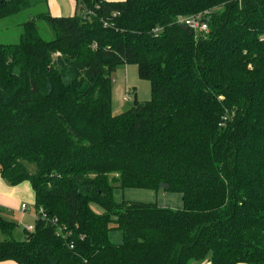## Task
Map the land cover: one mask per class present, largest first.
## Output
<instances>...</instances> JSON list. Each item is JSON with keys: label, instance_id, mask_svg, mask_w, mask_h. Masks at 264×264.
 <instances>
[{"label": "trees", "instance_id": "16d2710c", "mask_svg": "<svg viewBox=\"0 0 264 264\" xmlns=\"http://www.w3.org/2000/svg\"><path fill=\"white\" fill-rule=\"evenodd\" d=\"M77 1L0 42V174L45 209L18 240L0 207V262L264 264V0ZM43 3L0 0V21ZM204 12L208 31L180 22ZM130 63L152 97L114 114L112 74Z\"/></svg>", "mask_w": 264, "mask_h": 264}, {"label": "rangeland", "instance_id": "374dc122", "mask_svg": "<svg viewBox=\"0 0 264 264\" xmlns=\"http://www.w3.org/2000/svg\"><path fill=\"white\" fill-rule=\"evenodd\" d=\"M46 3H43L40 8H36L33 10H25L22 13L17 14L11 18H6L0 21V42L3 43H13L19 40L20 34L22 32V23L28 20L33 14L39 12V10H45ZM80 7L77 10V13L80 14ZM39 31L42 37L45 39L53 38V31L48 26L47 22L41 20L39 22ZM112 112L114 114L123 113L135 104V100L139 101H148L152 97V86L151 82L147 79H142L138 73V65L135 63L130 64H121L116 67L112 74ZM125 97H128L125 99ZM30 170L34 172V165H30ZM136 190V189H134ZM123 198L126 195V190H121ZM143 191V190H141ZM140 190H136V194L139 193ZM128 193V192H127ZM118 197H121L118 192L116 194ZM134 198H139L138 195H131ZM128 198V197H127ZM145 197H141L140 199H144ZM25 204L28 205V210L26 212H10L5 211L3 215L9 213V216L12 218V221L17 223V227L14 231V236L18 240H22L25 237L24 226L32 225L28 223H32L33 225L36 222L35 213L37 209L35 208V203H31L30 201H25ZM95 208L99 211H103V209L99 205H94ZM117 233H121L120 230L116 229ZM111 237L115 238L116 232L111 230ZM5 239L4 234L0 230V240ZM207 261L202 264H206Z\"/></svg>", "mask_w": 264, "mask_h": 264}, {"label": "crops", "instance_id": "0c3cea01", "mask_svg": "<svg viewBox=\"0 0 264 264\" xmlns=\"http://www.w3.org/2000/svg\"><path fill=\"white\" fill-rule=\"evenodd\" d=\"M109 1H122V0H109ZM46 6L49 12L51 13V15L55 17L72 16L77 13V10L79 8V4L77 0H47ZM134 189L140 190V192L136 194V190ZM121 190L124 189L117 188L115 190V198L117 201H122L123 199L131 200V201H145V202H154L163 206H171V207H180L183 205V195L177 192H164V191H156V190L142 189V188H127L125 189L126 195L128 194L129 196H125L123 198L121 194L122 193ZM117 192L121 197H118L116 195ZM131 195H138L139 198H134ZM141 197L142 198L145 197V198L140 199ZM25 201H30L33 204L35 203V191L31 183L29 181H23L18 185H12L7 179L2 177V175L0 174V207L4 209V212L8 210L10 212L23 211L22 204H24ZM27 210H28V205H27ZM4 216L7 219L12 220V218L9 216V213L7 214L5 213ZM28 224H33V222ZM111 232H110V238L113 242L115 243L123 242L124 235L122 231L121 233H117V230L114 229L113 232H116L114 233L115 234L114 240L111 237ZM0 264H18V263L8 260V261H1ZM206 264L209 263L207 262Z\"/></svg>", "mask_w": 264, "mask_h": 264}, {"label": "built area", "instance_id": "2783aa9c", "mask_svg": "<svg viewBox=\"0 0 264 264\" xmlns=\"http://www.w3.org/2000/svg\"><path fill=\"white\" fill-rule=\"evenodd\" d=\"M208 15L207 12L204 13H199L197 15H192L189 17H184L180 19V22L185 24L186 26H189L190 28L199 31H208L209 29V25L208 22L205 20V17ZM128 97H125V99H127ZM22 209L23 211H27V204H22ZM45 215V209L44 208H40L39 210L36 211L35 213V218L36 220L39 219L40 217H43ZM27 229L29 230H33L34 225H27L25 226ZM64 226L60 225L57 233H61L60 231L63 230Z\"/></svg>", "mask_w": 264, "mask_h": 264}, {"label": "water", "instance_id": "95a60500", "mask_svg": "<svg viewBox=\"0 0 264 264\" xmlns=\"http://www.w3.org/2000/svg\"><path fill=\"white\" fill-rule=\"evenodd\" d=\"M184 27H185V28H187V26H186V25H184Z\"/></svg>", "mask_w": 264, "mask_h": 264}]
</instances>
